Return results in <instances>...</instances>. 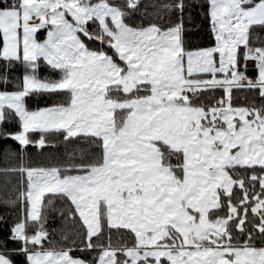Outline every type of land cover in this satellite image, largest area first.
Listing matches in <instances>:
<instances>
[{
    "label": "snow or ice",
    "instance_id": "snow-or-ice-1",
    "mask_svg": "<svg viewBox=\"0 0 264 264\" xmlns=\"http://www.w3.org/2000/svg\"><path fill=\"white\" fill-rule=\"evenodd\" d=\"M8 139L0 264H264V0H0Z\"/></svg>",
    "mask_w": 264,
    "mask_h": 264
},
{
    "label": "trees",
    "instance_id": "trees-1",
    "mask_svg": "<svg viewBox=\"0 0 264 264\" xmlns=\"http://www.w3.org/2000/svg\"><path fill=\"white\" fill-rule=\"evenodd\" d=\"M193 14L197 17L196 20V25L198 27H194L192 31V36L194 41H201L206 38L207 34V22L203 21L202 19L199 18V9L198 8H193ZM48 101V97L46 96H41L39 98L33 96L28 99L27 103L31 107H36V106H42L45 104V102ZM4 128H9V129H15L17 127V123L13 121L12 123H5L3 125ZM3 145H11L13 148L18 147L17 142H15L12 139L8 140H0V149H2ZM44 155H55L63 152V145L60 144L58 146H51V147H46L44 150ZM27 153L28 156L32 159L33 162L39 160L40 157V150L37 147L34 146H29L27 148ZM3 180V174L0 173V182ZM11 212L13 215H9L8 213ZM14 209H6L3 204H0V215L6 216V220H0V237L4 236L6 234L7 228L11 225L13 219H14ZM61 224V220L57 214H53V218L48 221V225L51 228H55L58 225ZM68 228L72 227V224L69 223L67 225ZM56 237H59V233L55 234ZM11 241H9V244L11 245ZM78 254V253H74ZM87 255V254H85ZM17 260H21L22 257H16Z\"/></svg>",
    "mask_w": 264,
    "mask_h": 264
}]
</instances>
